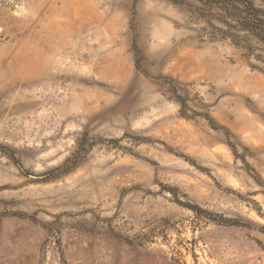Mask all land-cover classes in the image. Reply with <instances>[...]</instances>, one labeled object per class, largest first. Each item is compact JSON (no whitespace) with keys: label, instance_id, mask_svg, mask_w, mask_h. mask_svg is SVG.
<instances>
[{"label":"rangeland","instance_id":"rangeland-1","mask_svg":"<svg viewBox=\"0 0 264 264\" xmlns=\"http://www.w3.org/2000/svg\"><path fill=\"white\" fill-rule=\"evenodd\" d=\"M218 5L0 0V264H264V52Z\"/></svg>","mask_w":264,"mask_h":264},{"label":"trees","instance_id":"trees-1","mask_svg":"<svg viewBox=\"0 0 264 264\" xmlns=\"http://www.w3.org/2000/svg\"><path fill=\"white\" fill-rule=\"evenodd\" d=\"M218 6L235 28L244 33V40H252L264 52V11L253 6L248 0H217Z\"/></svg>","mask_w":264,"mask_h":264}]
</instances>
